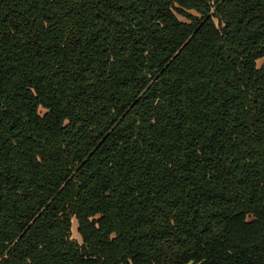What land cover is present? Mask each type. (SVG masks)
<instances>
[{"label":"trees","instance_id":"trees-1","mask_svg":"<svg viewBox=\"0 0 264 264\" xmlns=\"http://www.w3.org/2000/svg\"><path fill=\"white\" fill-rule=\"evenodd\" d=\"M0 264H264V0H0Z\"/></svg>","mask_w":264,"mask_h":264},{"label":"rangeland","instance_id":"rangeland-1","mask_svg":"<svg viewBox=\"0 0 264 264\" xmlns=\"http://www.w3.org/2000/svg\"><path fill=\"white\" fill-rule=\"evenodd\" d=\"M261 61L262 60H260L259 61V63H261ZM73 233V237H76V238H78V239H81V237H80V234L78 233V231H77V222L75 221V223H74V227H73V231H72Z\"/></svg>","mask_w":264,"mask_h":264}]
</instances>
